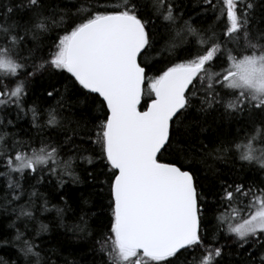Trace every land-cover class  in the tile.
Wrapping results in <instances>:
<instances>
[{"label": "snow or ice", "instance_id": "6c2138e0", "mask_svg": "<svg viewBox=\"0 0 264 264\" xmlns=\"http://www.w3.org/2000/svg\"><path fill=\"white\" fill-rule=\"evenodd\" d=\"M109 7L82 14L60 0H0V176L7 178L0 249L15 247L11 264L21 258L22 264H56L35 243L48 225L41 222L35 236L25 237L37 208L51 210L47 199L37 204L38 186L52 178L60 187L66 180L85 183L78 160L92 166L85 171L97 192L89 197L107 194L110 216L93 229L89 219L102 212L82 209L69 231L96 237L89 251L100 254V264H219L223 247L213 246L222 233L241 249L264 248V180L221 179L209 214L195 163L199 157L215 177L218 162L234 168L246 162L239 171L264 173V0H194L200 24L184 18L183 0H122ZM156 57L168 60L163 70L154 69ZM150 70L159 74L149 77ZM37 77L47 79L48 98L59 97L43 111L25 106ZM145 83L152 98L141 111ZM29 114L36 135L21 139L11 129ZM209 115L238 124L212 147L195 140ZM25 180L35 183L19 205ZM53 208L66 227L65 208ZM197 249L202 255H188ZM0 264L8 262L0 258Z\"/></svg>", "mask_w": 264, "mask_h": 264}, {"label": "trees", "instance_id": "16d2710c", "mask_svg": "<svg viewBox=\"0 0 264 264\" xmlns=\"http://www.w3.org/2000/svg\"><path fill=\"white\" fill-rule=\"evenodd\" d=\"M122 3V0H60V6L62 8L71 7L72 11L76 9H82V14L84 11L89 8L93 10H97L98 5H109V9L118 4ZM185 5V19H188L189 16L193 17V21L196 24H200L201 21L197 20L193 11L192 5L194 0H183ZM74 5V7H72ZM100 11H104L103 7L99 8ZM199 12L200 9L197 8L195 10ZM210 21H203L204 26H207V23ZM157 63L154 65V69L163 70L164 67L167 66V59H160L156 57ZM31 71V69H29ZM158 71L150 70L148 72V76L152 77L158 75ZM60 79V85L62 86L64 80ZM48 81L46 78L37 77L35 81L30 84L29 89L27 91V95L25 96L26 104L25 106H30L35 104L37 108L41 111L49 108L50 106L55 105L58 96H53L52 98H48L44 91L47 88ZM144 95L143 101L140 105V108H144L151 98V92L148 88L147 83L144 84ZM51 90V89H49ZM13 119H15V114L13 112ZM31 114L27 117H24L22 120L17 122V128L11 129L12 131H18L20 133L21 139H27L30 136L36 135V130L31 127ZM206 130L201 132L199 129L196 130L195 140L197 142H202L209 147H212L216 142H218V138H222L228 136L230 133H235L238 127L236 122H229L227 120H221L216 115H209L207 121L204 125H202ZM97 151H99L97 149ZM84 155H89V153L85 152ZM165 159H172L168 157L167 154L164 157ZM199 157H196V166H197V176L199 181V191H201L208 200V204L206 205L208 213L213 214L215 211V204L212 192L216 190L215 186H218V183L221 179H227L229 183L235 179L237 183L240 182H249L256 181L259 182L264 180V173H260L258 171L249 169L247 167L244 168L243 171H239V167L241 163L246 164V162H237L235 168L231 162L224 163L218 162L215 165V168L221 173L220 176L215 177L211 172H208L206 165L201 164L199 162ZM77 167L76 171L81 176V179L85 181V183L81 184H73L70 180H66L65 185L60 187L57 185L54 178H52L51 183L48 180L38 186L36 191L40 194V198L37 200L38 205H42L44 199L49 201L48 207L51 209L48 212H41L39 208H37L34 213L36 216V220L32 221L29 224L30 232L25 237V239L29 238V236H35L37 228H39L40 223L42 222L45 225H48L49 230L47 232H42L39 237H36L35 243L40 245L41 247L37 248V251H41V255L47 257L48 253L51 252V260L56 261V264H65V260L68 262L75 261L76 264H92L93 260L96 261V264H100V254L93 253L89 250L93 247V240L96 237H93L92 240L87 239H79L74 236L69 229L71 226L78 222V217L81 215V210L83 211H91V212H102V215L99 217H91L89 219L90 227L93 229L102 228L101 221H106L110 216V210L107 205L109 203V198L107 194H95L89 197V193H96L97 189L95 186L87 181V171H93L92 166L88 165L86 161H76ZM211 163V161H209ZM5 169L0 167V172H3ZM87 170V171H85ZM18 178V174L14 176V179ZM25 188V194L23 198L19 201V205L25 204L28 201V194L33 189L31 187L32 184L35 183L34 180H25L22 182ZM7 185V178L0 176V197L4 196V188ZM9 197H11V192L8 193ZM60 197L64 199L61 200ZM89 198L90 203L84 205L82 203L83 199ZM66 201V203H65ZM17 205V207L19 206ZM53 205L60 208H65L64 212V223L66 227H61V222L57 218V214ZM95 205V206H94ZM9 219H15V216L11 214L9 211ZM8 220L5 219L2 221L3 225H7ZM17 227L24 230L23 223L18 222ZM11 235L15 234V229L9 230ZM264 239V237H261ZM207 243V241H206ZM223 247V255L219 260V264H252V260L255 259L257 264H259V257L262 252H264V248H260L252 243L244 245L241 249L239 244L235 242L234 236H225L223 233L220 235L219 243L214 244L213 247ZM189 256L195 255L199 257L202 255L200 249H197L195 253H189ZM17 252L15 247H8L0 249V258L4 261L11 264L13 260L16 259ZM35 260V257H33ZM22 264V258L21 262Z\"/></svg>", "mask_w": 264, "mask_h": 264}, {"label": "water", "instance_id": "95a60500", "mask_svg": "<svg viewBox=\"0 0 264 264\" xmlns=\"http://www.w3.org/2000/svg\"><path fill=\"white\" fill-rule=\"evenodd\" d=\"M142 101H143V95H142L141 103H142ZM141 103H140V105H141ZM140 105H138V108H139L141 111H143V110L147 107V105H146L144 108H140Z\"/></svg>", "mask_w": 264, "mask_h": 264}]
</instances>
